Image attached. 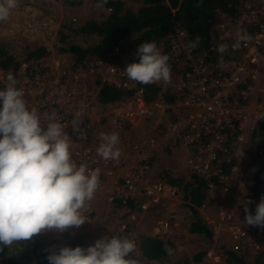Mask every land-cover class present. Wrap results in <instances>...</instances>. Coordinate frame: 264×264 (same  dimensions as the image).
Wrapping results in <instances>:
<instances>
[{
    "label": "built area",
    "instance_id": "built-area-1",
    "mask_svg": "<svg viewBox=\"0 0 264 264\" xmlns=\"http://www.w3.org/2000/svg\"><path fill=\"white\" fill-rule=\"evenodd\" d=\"M105 10L109 13V10ZM251 26H256L252 33ZM213 29L217 35L216 41L207 51L197 52L195 48H190L187 36L182 31H176L169 38L167 53L164 46L158 47L163 54L170 57L171 81L167 84L153 83L159 88V93L151 103L144 101L135 82L128 80L123 74L124 68L137 60L122 50L121 43L105 55L89 61L82 67L84 69L73 64V70L78 74L96 73L102 76L99 89L96 93L93 92L97 102L98 93L104 84L134 91L131 99L116 104L115 107L127 105L142 117L146 127L145 147H181L186 150L185 174L197 175L206 180V200L198 209H205L209 203L215 201L222 205L215 220L202 218L210 231V238L199 264H223L225 248L254 254L264 247V229L244 223L245 202L251 201L247 204L251 212L252 206H257L264 196V166H261V159L258 158L264 156V150L253 147L250 141L254 126L262 120L257 119L250 124L255 101H258L260 94H264L259 87L264 67V0H242L240 15L235 19L217 13ZM245 34L248 39L238 43L239 36ZM220 44L229 46L222 57L216 50ZM30 66L23 63V68ZM34 67L33 75L23 83L28 93L34 91L36 94L46 86L47 90L44 92L48 95L67 80L68 74L65 70L60 71L56 79L44 80L46 67ZM43 81H48V84L44 85ZM44 94L41 95L42 103L37 108L46 111L53 109L57 113L58 122L70 136L71 143L84 144V140L80 139L71 126L72 119L78 115H74V112L79 108L73 97L75 93H66L69 96L66 97L69 99L67 101L72 104L65 109L55 96L49 100V96ZM110 106L112 105H101L98 102L99 108ZM89 110H84L89 116L80 127L85 132L93 129L95 135H98L104 119L100 117L96 123H92ZM114 114L107 122V133H118L119 143H125L124 127L129 124L128 120ZM241 151L242 155L239 156ZM71 152L78 165L86 164L91 169H100L99 181L101 178L113 179L116 174L121 177L120 184H114L115 194L107 196L109 202L116 198L132 197L139 200L140 210L146 212L161 201L181 199L175 187L162 182L157 176L151 180L146 154L126 173L118 174L110 172L111 168H106L109 160L101 161L93 149H71ZM101 162L108 163L98 167ZM260 167L262 172L257 183L254 181V169H261ZM225 168L228 169L227 174ZM97 193H102L100 185L94 195ZM236 210L242 215L238 225L234 220ZM92 213L90 207H87L85 214L91 216ZM134 219L133 214L130 220L133 222ZM158 228L156 237L169 239L168 224L161 223ZM126 231V225H121V235ZM69 235L74 233L69 231ZM226 239L231 242L229 246L226 245ZM137 256L146 264L138 251ZM127 258L136 256L130 254Z\"/></svg>",
    "mask_w": 264,
    "mask_h": 264
},
{
    "label": "clouds",
    "instance_id": "clouds-1",
    "mask_svg": "<svg viewBox=\"0 0 264 264\" xmlns=\"http://www.w3.org/2000/svg\"><path fill=\"white\" fill-rule=\"evenodd\" d=\"M107 3L108 0H99L97 6ZM16 7L18 0H0V22L6 21ZM247 39L246 34L241 35L237 42ZM199 43L197 36L188 46L195 48ZM228 48V44H220L216 50L222 57ZM135 56L139 61L124 68L128 80L142 85L170 83V57L162 53L155 41L141 43ZM6 81L0 89V251L42 232H64L82 226L88 221L84 215L87 202L94 198L100 182V169L78 165L73 158L71 138L58 122L57 113L41 115L35 108H29L24 91L16 86L11 72ZM261 118L264 114L258 117ZM81 122L77 115L71 126L83 140L87 133L81 129ZM119 140L116 132L101 133L97 155L104 160H118ZM249 203L245 202L244 223L264 229V196L254 215L247 207ZM164 251L173 255L167 244ZM130 254L136 258H127ZM47 259L49 264H143L137 256L136 243L117 236L98 239L86 248L60 247L51 251Z\"/></svg>",
    "mask_w": 264,
    "mask_h": 264
},
{
    "label": "rangeland",
    "instance_id": "rangeland-1",
    "mask_svg": "<svg viewBox=\"0 0 264 264\" xmlns=\"http://www.w3.org/2000/svg\"><path fill=\"white\" fill-rule=\"evenodd\" d=\"M125 3L126 7L132 11H136L140 6L139 3L131 0H125ZM107 14L103 7H98L89 0H82L80 6L73 8H66L62 0H18V7L12 10L6 21L0 22V44L4 45L11 54L19 57V59H21L20 57L23 55L25 47L33 49L34 47L43 45L50 50L49 54L40 61V65H43L47 69L46 74L43 76L44 80L47 78L56 79L60 71L63 70L67 72L68 76L64 85L56 87L58 89L48 95L44 92L47 90L46 86L37 91L36 94L34 91L28 93L23 83L30 79L35 67L31 65L33 67L23 68V64H21L18 70L13 73L17 80L16 86L24 91V98L29 108H35L41 115L45 112L50 113L53 111V109L46 111L37 108L42 103V94L45 93L44 95L46 97L49 96V100L55 96L65 109L67 105V107H70L72 104L67 101L69 100V96L66 93H75L73 97L79 108L74 112V115L78 114L81 121L84 122L89 116L84 110L89 108L92 123H96V120L102 117L104 121L100 125V134L107 133V122L112 116H115L114 113L128 120L127 123L129 124H126L124 127L126 137L123 140L125 143H119L117 146L121 150L120 158L118 160H109V163L101 162L98 167L101 165L103 167L108 163L106 168H111L109 169L110 172L124 174L146 154L150 165L151 180H154L162 170H171L176 175H184L187 170L186 150L181 147H167L165 149L145 147L146 135L144 132L146 127L144 126L142 117L135 114L134 108L128 107L127 105H120V107L112 105L107 108H99L93 92L96 93L99 89L102 76L96 73H88L86 75L76 73L73 70L74 62L71 58L68 55L57 54L54 50V45L58 43V33L64 25L73 23L74 26L76 23L86 20H101ZM131 45L132 42L130 41L126 49L129 56L135 53ZM93 59L74 66H79L80 69H84L82 67ZM6 83V76L0 73V89H3ZM43 84L47 85L48 81H43ZM259 87L264 92V67H262ZM66 97L68 98L66 99ZM258 98V101H255L254 109L252 108L253 116L250 124H253L261 114H264V94H260ZM43 102L45 101L43 100ZM129 121L133 122L130 123ZM86 133V139H83L85 143H71V149L80 151L85 148H90L96 153V149L101 142L100 134L95 135L93 129ZM134 146L136 147L134 148ZM100 159L101 161H106L101 157ZM120 179L121 177L117 176V174L113 179L105 180L101 178L99 185L101 186L102 193H97L91 201L87 202L88 207L93 212L91 214L93 216L84 213L88 221L80 227L66 230L68 233L71 231L74 234H81L83 236L82 244L84 248L93 245L98 239L104 237L110 238L117 234L120 237H127L131 240L136 239L138 236L156 237L157 231L159 230L158 225L164 222L168 224L169 240L176 246V250L171 255L172 259L190 257L193 253L204 251L207 248L208 243L206 239L187 233L188 226L191 223V214L183 207V202L180 198L161 201L155 208L149 211L134 213L135 219L132 222L130 217L133 214H129L130 217H127L128 215H125L127 210L117 207L116 200L119 198L111 202L107 200V196L115 194L113 190L114 184H120ZM221 206L219 202L215 201L209 203L205 209H197V212L203 219L209 218L215 220ZM234 209L236 208L234 207ZM255 211L256 206H252L251 212L253 215ZM241 216V213L236 210V219H234L237 223L236 225L239 224V218H242ZM121 225H126L127 227L126 233L122 235L120 233ZM64 232L51 230L43 232L40 236L43 250H48L50 247L58 249V247L67 246ZM230 243L226 239V245L229 246ZM24 249L32 253L31 246L24 241L14 243L9 247L10 257L17 259L23 264H36L35 260L25 257L27 254Z\"/></svg>",
    "mask_w": 264,
    "mask_h": 264
},
{
    "label": "trees",
    "instance_id": "trees-1",
    "mask_svg": "<svg viewBox=\"0 0 264 264\" xmlns=\"http://www.w3.org/2000/svg\"><path fill=\"white\" fill-rule=\"evenodd\" d=\"M82 0H62L63 5L67 7H78ZM98 4L99 0H89ZM139 3L136 11L126 7L125 0H108L103 5L109 13L101 20H86L73 26L69 23L62 27L58 33V43L54 45L57 54L68 55L75 64H82L90 59L105 55L112 48L121 43L122 50L126 52L127 44L132 42L131 48L137 51L138 46L143 42L155 41L157 46H164L167 53L169 47V38L182 31L187 36L188 43L194 41L197 36L200 37V43L195 50L197 52L207 51L216 41L214 32V22L217 13H222L231 19L240 15L242 0H131ZM201 3L200 7L196 5ZM256 26H251L250 32H254ZM45 46L40 45L33 49L25 47L23 55L16 57L9 50L0 44V72L7 75L16 72L23 63L29 65H40V61L49 54ZM137 62L139 57L135 53L131 55ZM137 89L141 90L144 101L151 103L158 96L159 88L154 84L142 85L136 83ZM134 91L116 88L104 84L98 93V102L101 105H116L124 103L132 98ZM251 145L264 150V118L256 124L250 135ZM260 163L264 166V156ZM255 161H257V159ZM261 168V167H260ZM261 169H254V181L259 183ZM228 169L225 168V174ZM158 178L171 187H175L183 202V207L191 214V223L188 226L187 233L196 237H202L209 240L210 231L203 222L197 209L200 208L206 200V180L197 175L187 176L186 174L176 175L171 170H162L158 173ZM118 208L127 210L125 214L139 213V200L132 197L127 199L120 198L116 200ZM93 216V215H91ZM43 233V232H42ZM35 235L31 240L24 241L32 248V253L24 249L28 259H33L36 264H49L47 259L51 251H58L53 247L43 250V244L40 242L41 234ZM66 235V236H65ZM67 246L75 248L84 247L82 244L83 236L81 234L69 235L64 232ZM120 237V235H116ZM137 251L146 261V264H199L204 251L193 253L190 257L182 259H172L164 251V245L167 244L176 250L175 244L165 238L138 236L135 239ZM175 261V262H174ZM0 264H23L17 259L10 257L9 248L5 247L0 251ZM223 264H264V247L258 252L252 254L245 251H234L231 248L223 250Z\"/></svg>",
    "mask_w": 264,
    "mask_h": 264
}]
</instances>
